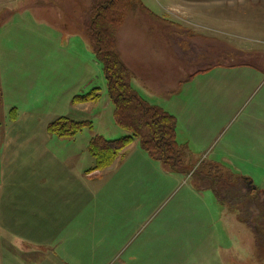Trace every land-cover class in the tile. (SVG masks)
I'll return each instance as SVG.
<instances>
[{"label":"rangeland","instance_id":"1","mask_svg":"<svg viewBox=\"0 0 264 264\" xmlns=\"http://www.w3.org/2000/svg\"><path fill=\"white\" fill-rule=\"evenodd\" d=\"M91 2L0 0V194H18L33 207L20 211V203L11 216L0 199L9 214L0 225L61 231L62 215L44 213L43 199L61 201L63 188L47 181H65L64 226L78 233L65 235L67 264H264V242L257 249L238 221V211L242 218L254 212L246 195L252 186L264 199V0H141L172 25H153L140 9L125 17L119 44L154 84L156 106L175 117L187 174L144 159L137 141L112 166L89 174L90 139L128 135L114 122L101 65L80 46V60L77 49L69 56L67 45L76 47L78 38L93 53ZM166 34L177 37V49H167ZM190 71L200 73L190 79ZM94 89L98 101L76 102L95 97ZM59 117L90 121L92 129L59 139L47 132ZM221 158L229 164H214ZM216 177L228 189L222 206L245 230L239 242L205 190Z\"/></svg>","mask_w":264,"mask_h":264},{"label":"trees","instance_id":"2","mask_svg":"<svg viewBox=\"0 0 264 264\" xmlns=\"http://www.w3.org/2000/svg\"><path fill=\"white\" fill-rule=\"evenodd\" d=\"M91 12L94 17L87 29L89 41L93 50V56L103 70L107 96L111 101L112 116L115 124L128 135L117 140H106L101 136H93L88 144L87 151L93 158L95 164L89 174L103 171L112 166L119 155L135 141L140 149L153 161L159 162L167 172L188 173L183 166V154L176 142V119L163 109L149 104L133 88L132 77L123 65L116 50V34L118 29L125 23L126 16L135 9L155 17L142 4L141 0H92ZM125 19V20H124ZM193 76L190 77V79ZM92 93L76 98V102L98 101L99 90L94 89ZM91 130L90 121H74L66 117H59L50 123L47 132L59 139H72L83 130ZM196 172L193 173V176ZM202 175V174H200ZM197 177H199L196 174ZM218 178V177H216ZM201 180V179H198ZM223 177L212 178L211 190L221 207L228 205L220 195L221 190H227L222 183ZM219 187V189L216 188ZM204 190V189H203ZM251 188L246 195L252 197L250 204L254 208L251 218L244 217L242 211H238V221L246 224L255 238L257 249L263 247L264 242V199L261 193ZM225 209V207H223ZM230 212L231 211H227ZM245 220V221H244Z\"/></svg>","mask_w":264,"mask_h":264},{"label":"crops","instance_id":"3","mask_svg":"<svg viewBox=\"0 0 264 264\" xmlns=\"http://www.w3.org/2000/svg\"><path fill=\"white\" fill-rule=\"evenodd\" d=\"M191 7H193V6H191ZM191 7H190V9H191ZM181 8L184 9V7H181ZM169 11H167V12H169ZM153 16H155V17H153V18L151 17L150 18L151 20H149L150 23H153V25H157V24L158 25H161V24L172 25V23L167 21V20L165 21L163 19H160L159 17H157L154 14H153ZM128 21L129 20L125 21L122 30L119 32V34L117 36V52L119 53L122 61L125 63L127 68L132 73V76H133L132 77V86H133V88L147 102H149V100H152V104L154 103L155 104L154 106H156L155 99L158 98L157 97L158 94L153 89L152 85H154V84L146 78L144 71L139 72V69H138L136 63L132 61L131 57H129L128 54H126L125 45H123V46L120 45L119 41H118L119 35H123V33L125 32L126 23ZM73 39H76V38H73ZM166 39H167V49L169 51L177 49V47L175 45V42H177L176 36H171L170 34H168V35L166 34ZM77 40H78V42L76 44L77 48L67 45V47H69V51H70L69 56L70 57L77 56L75 54V50L77 49L80 53V57H78L80 60V58H82V56H81L82 52L80 51V49L78 47V46H80L81 49L87 51L86 52L87 56H89L90 58L95 60V58L93 57V54L91 52L90 46L88 45L87 40H83L85 44L79 38ZM64 47H66V46H64ZM149 51L151 53L154 52L153 50H151V48ZM151 53H149V54H151ZM95 63H96V60H95ZM80 64L82 65V63H80ZM198 73H200V72L199 71L198 72L190 71L187 74L188 75L187 77L193 76V78H194L195 75ZM71 109H73V108L71 107ZM32 119H34V118H27L25 120L32 121ZM21 121H24V117L16 118V120L13 122V124L14 125L19 124V123H21ZM131 146H132V144L129 147H127L124 150V152L127 151ZM146 157L147 158H144V159L151 160L148 156H146ZM220 160L222 163H214V164H219V165L220 164H229L228 161H224V158H221ZM151 161H153V160H151ZM34 170H36V168H34ZM10 172H12V170H10ZM47 182L52 187L57 185V186H60L61 188H63L61 201L56 200L55 197L52 200H51V197H45L43 199V202L45 203V206L43 207L44 213L48 212L51 208L54 213L58 214L59 217H60V215H62V217H63L62 230L60 231V225H59V227H58V225H54L52 227H44V226L40 227L39 226V227H37V228H39L38 230L33 229V228H31V230H28L27 228H24V231L22 230L21 232H18L16 229L12 228L11 226L0 225V264H67V254H66L67 249L65 246V240H66L65 235L66 234H78V233H77V230H74V231L71 230L70 232H69V230L66 231L65 226H64L65 212H66V210H65L66 182L65 181H63V182L56 181L55 183L53 181H47ZM4 195H5V191H2L0 194V199H3L6 202H8L9 207L6 206V208H7L6 211L9 212L11 216L13 215L12 212H14V210L16 208H18V205L20 203H21L20 211H25V212L31 211V212H33L32 206H30V207H28V206L26 207V205L24 206V204L30 203V200H27V198L24 200V197H21L18 194H15V196L12 195L11 197L10 196L8 197L7 195L4 196ZM207 199L210 200L211 198L207 197ZM212 199H213L212 203H213L214 207L217 209V211L220 215V219H222L223 224L225 225V227L228 228V230H230V234L232 236H234V237L238 236L237 240L239 242L240 241L239 237H240L241 232L245 231L243 229L242 225L237 221V219L234 215L230 214L223 207H221L219 205L215 196ZM24 201H25V203H24ZM7 212H5L3 210L0 211V223L3 220L8 219L9 214ZM11 216H10V218H11ZM33 234L39 236L36 240H34V242L29 241L30 238H28L29 235L32 236ZM19 235H24L27 237H20ZM49 235H53L52 238H50V239L49 238H41L42 236H49ZM55 235H61V237L59 236L56 238ZM242 244L243 243H241V245ZM251 246H253V244ZM103 249H107V248H103Z\"/></svg>","mask_w":264,"mask_h":264},{"label":"water","instance_id":"4","mask_svg":"<svg viewBox=\"0 0 264 264\" xmlns=\"http://www.w3.org/2000/svg\"><path fill=\"white\" fill-rule=\"evenodd\" d=\"M253 188H255V187L253 186Z\"/></svg>","mask_w":264,"mask_h":264}]
</instances>
